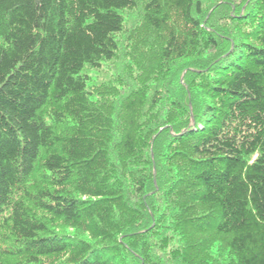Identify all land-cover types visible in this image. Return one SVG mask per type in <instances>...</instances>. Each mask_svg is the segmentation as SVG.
Segmentation results:
<instances>
[{"label": "trees", "instance_id": "1", "mask_svg": "<svg viewBox=\"0 0 264 264\" xmlns=\"http://www.w3.org/2000/svg\"><path fill=\"white\" fill-rule=\"evenodd\" d=\"M0 264H264V0H0Z\"/></svg>", "mask_w": 264, "mask_h": 264}]
</instances>
